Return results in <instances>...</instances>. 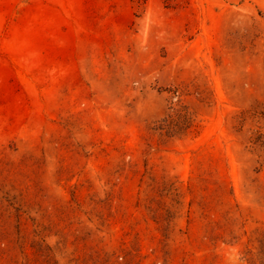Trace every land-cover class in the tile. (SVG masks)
<instances>
[{"label":"rangeland","instance_id":"374dc122","mask_svg":"<svg viewBox=\"0 0 264 264\" xmlns=\"http://www.w3.org/2000/svg\"><path fill=\"white\" fill-rule=\"evenodd\" d=\"M0 264H264V0H0Z\"/></svg>","mask_w":264,"mask_h":264}]
</instances>
